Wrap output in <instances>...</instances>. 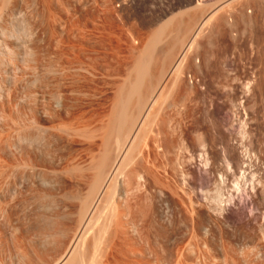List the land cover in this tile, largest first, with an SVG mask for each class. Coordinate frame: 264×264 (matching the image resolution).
Returning a JSON list of instances; mask_svg holds the SVG:
<instances>
[{
    "label": "rangeland",
    "instance_id": "374dc122",
    "mask_svg": "<svg viewBox=\"0 0 264 264\" xmlns=\"http://www.w3.org/2000/svg\"><path fill=\"white\" fill-rule=\"evenodd\" d=\"M0 1V264L57 260L81 218L60 176L91 180L83 151L115 156L134 131L74 263L264 264V0Z\"/></svg>",
    "mask_w": 264,
    "mask_h": 264
},
{
    "label": "bare ground",
    "instance_id": "6f19581e",
    "mask_svg": "<svg viewBox=\"0 0 264 264\" xmlns=\"http://www.w3.org/2000/svg\"><path fill=\"white\" fill-rule=\"evenodd\" d=\"M4 1V0H3ZM233 1V0H232ZM1 2V1H0ZM200 2H203V1H201L200 0ZM223 2V1H222ZM190 3V2H189ZM2 4V3H1ZM198 4V3H197ZM200 4V3H199ZM257 4V3H256ZM255 5V4H254ZM219 6V5H218ZM217 6V7H218ZM196 7V6H195ZM216 7V6H215ZM200 9V8H199ZM215 9V8H214ZM2 10H4V9H2ZM195 10V9H194ZM220 10V9H219ZM6 11V10H5ZM8 11V10H7ZM216 11L214 10L213 11V8H212V10H211V12L209 13V14H207L208 16H204L205 18L203 19V20H201L200 22L201 23H204V22H206V21H208L209 20V18L215 13ZM208 13V12H207ZM11 14V13H10ZM11 15H13V13L11 14ZM194 15V14H193ZM8 16V15H7ZM0 17H1V15H0ZM13 17V16H12ZM9 18V17H8ZM15 18V17H14ZM13 18V19H14ZM10 19V18H9ZM256 19V18H255ZM3 20V19H2ZM15 20V19H14ZM13 20V21H14ZM1 21V20H0ZM5 21H6V19H5ZM257 21V20H256ZM10 22V21H9ZM4 23V22H3ZM13 23V22H12ZM183 23V22H182ZM201 23H200V25H201ZM6 24V23H5ZM10 24V23H9ZM176 24V23H175ZM259 24V23H258ZM8 25V24H7ZM182 25V24H181ZM256 25V24H255ZM0 26H1V23H0ZM185 26V25H184ZM5 27V26H4ZM166 27V26H165ZM168 27V26H167ZM173 27V26H172ZM182 28V27H181ZM180 28V29H181ZM170 29V28H169ZM179 29V28H178ZM1 30V29H0ZM7 30H8V28H7ZM171 30V29H170ZM9 31H11V29L9 30ZM166 31V30H165ZM184 31V30H183ZM7 32V31H6ZM180 32V31H179ZM2 33H3V31H2ZM10 33V32H9ZM169 33V32H168ZM196 33V32H195ZM2 35V34H1ZM7 35V34H6ZM5 35V36H6ZM11 35V34H10ZM189 35V34H188ZM195 35V34H194ZM183 36V35H182ZM1 37V36H0ZM4 37V36H3ZM9 37V36H8ZM13 37V36H12ZM6 38V37H5ZM3 41V40H2ZM5 41V40H4ZM3 43V42H2ZM8 44V43H7ZM149 46V45H148ZM2 47H4V46H2ZM148 48V47H147ZM143 50V49H142ZM145 50H146V48H145ZM152 50V49H151ZM2 52V51H1ZM8 52V51H7ZM12 55H14V54H12ZM147 55V54H146ZM16 56H18V55H16ZM13 58V57H12ZM17 58V57H16ZM15 58V59H16ZM19 58V57H18ZM142 58V57H141ZM7 59V58H6ZM2 60V59H1ZM8 60V59H7ZM11 60V59H10ZM9 60V61H10ZM141 60H143V59H141ZM8 61V62H9ZM16 62V61H15ZM11 63V65H13L12 63L13 62H10ZM3 65V62L2 63H0V65ZM141 64V63H140ZM137 65V64H136ZM139 65V64H138ZM144 66V65H143ZM8 67H9V64H8ZM137 68V67H136ZM138 69V68H137ZM136 69V70H137ZM136 72V71H135ZM131 73V72H130ZM132 73H134V72H132ZM150 73V72H149ZM148 73V74H149ZM2 75H3V73H2ZM13 76V75H12ZM130 76H132V75H130ZM154 76V75H153ZM5 77V76H4ZM9 77V76H8ZM11 77V76H10ZM14 77V76H13ZM142 78H144V77H142ZM154 78V77H153ZM11 79V78H10ZM13 80V79H12ZM7 81V80H6ZM130 82V81H129ZM126 83V82H125ZM135 83V82H134ZM138 83V82H137ZM130 84H131V82H130ZM140 84V83H139ZM152 85V84H151ZM146 86V85H145ZM144 86V87H145ZM153 86V85H152ZM3 87V86H2ZM136 87V85L134 86V87H130L131 89L132 88H135ZM123 88H124V86H123ZM123 88L120 90V93L122 92V90H123ZM127 88H128V86H127ZM150 88V87H149ZM125 89V88H124ZM136 89V88H135ZM138 89V88H137ZM126 90V89H125ZM125 90H123V93H124V91ZM144 90H146V88L144 89ZM144 90H143V92H144ZM57 91H60V90H57ZM128 91V90H127ZM141 91V90H140ZM5 92V91H4ZM116 92H118V90L116 91ZM132 93L134 92V91H131ZM130 92V93H131ZM119 93V92H118ZM118 93H116V94H118ZM125 93H126V91H125ZM124 93V94H125ZM131 93V94H132ZM149 93V92H148ZM122 94V93H121ZM121 94L120 95H116V96H118V99H117V101H115L116 103H118V106H117V108H121L122 110L125 108V107H123L124 106V103L126 102V101H128L130 98H132V96H130L129 98L127 97V95H128V93H127V95L125 96V95H123V96H121ZM142 94V93H141ZM130 95V94H129ZM128 95V96H129ZM133 97H135L136 95H138V93L136 94V92H135V94L133 93ZM139 95H140V92H139ZM144 95V94H143ZM152 96H150V102H149V105H151L152 103L151 102H153V99H154V92L151 94ZM26 96V95H25ZM65 96V95H64ZM63 96V97H64ZM115 95H114V98L116 97ZM119 96L120 97H122V98H127V100L125 101L124 99H122L121 101H120V99H119ZM61 97V96H60ZM137 97V96H136ZM140 97V96H139ZM139 97H137L138 98V101H139V99H141V98H139ZM5 98V97H4ZM8 98V97H7ZM65 98V97H64ZM113 98V99H114ZM1 100V99H0ZM9 100V99H8ZM55 100V99H54ZM53 100V101H54ZM60 100V99H59ZM115 100V99H114ZM118 100H119V102L121 103V106L119 105V102H118ZM125 102H124V101ZM143 100V99H142ZM141 100V101H142ZM124 103H123V102ZM131 101V100H130ZM135 101V100H134ZM113 102V101H112ZM131 102H133V100L131 101ZM28 103V102H27ZM65 103V102H64ZM123 103V104H122ZM137 103V102H136ZM141 103V102H140ZM62 104V103H61ZM69 104V103H68ZM31 105V104H30ZM115 104H113V108H111V110L112 109H114V110H110L112 113H111V117H114V119H116V110H117V108L114 106ZM128 105V104H127ZM126 105V106H127ZM141 105V104H140ZM153 105H154V103L152 104V107H153ZM27 106V105H26ZM64 106V105H63ZM142 106V105H141ZM10 107V106H9ZM17 107V106H16ZM116 109H115V108ZM129 107V106H128ZM127 107V108H128ZM147 107H149V106H147ZM4 108V107H3ZM63 108V107H62ZM126 108V112L124 113V114H126L127 113V109ZM138 108V107H137ZM136 108V109H137ZM130 109H132V106L130 107ZM135 109V110H136ZM147 109V108H146ZM23 110V109H22ZM26 110V109H25ZM60 110V109H59ZM141 110V109H140ZM139 109H138V111H140ZM15 111V110H14ZM125 111V110H124ZM124 111H122V112H124ZM137 111V112H138ZM151 111V110H150ZM3 112V111H2ZM121 112V114L123 115V113ZM134 112V111H133ZM29 113V112H28ZM135 113V112H134ZM143 113V112H142ZM120 114V118L121 117H123V119H124V115L122 116ZM128 114V113H127ZM139 114V113H138ZM143 114H145V113H143ZM147 114H149V113H147ZM152 114V113H151ZM15 115V114H14ZM131 115H132V113H131ZM3 116V115H2ZM139 116V115H138ZM141 116H143L142 114H141ZM146 116H148V115H146ZM5 117V116H4ZM4 117H2L3 119H5ZM14 117V116H13ZM132 117V116H131ZM149 117V116H148ZM7 118V117H6ZM17 118H18V116H17ZM32 118V117H31ZM144 118H146L145 116L143 117V118H141V121L139 120V125L138 126H140V124L142 123V121L144 120ZM152 118V117H151ZM14 119V118H13ZM16 119V118H15ZM23 119V118H22ZM25 119V118H24ZM113 119V118H112ZM122 119V120H123ZM148 119V118H147ZM19 120V119H18ZM30 120V119H29ZM130 120H133V118L132 119H130ZM150 120V119H149ZM148 120V121H149ZM6 121V120H5ZM26 121V120H25ZM124 121V120H123ZM138 121V120H137ZM137 121H135V123L137 122ZM32 122V121H31ZM31 122H28V123H31ZM58 122H60V121H58ZM63 122V121H62ZM128 122V121H127ZM132 122V121H131ZM134 122V121H133ZM143 122H146L145 120L143 121ZM125 123V121L124 122H122V124H124ZM130 123V122H129ZM4 124V123H3ZM32 124V123H31ZM52 124V123H51ZM9 125V124H8ZM17 125V124H16ZM15 125V126H16ZM28 125V124H27ZM33 125V124H32ZM35 125V124H34ZM67 125V124H66ZM104 125V124H103ZM121 125V124H120ZM134 125V124H133ZM145 125V124H144ZM150 125V124H149ZM10 126H11V124H10ZM62 126V125H61ZM70 126V125H69ZM113 126H115V122H114V125ZM14 127V126H13ZM21 127V126H20ZM23 127V126H22ZM28 127H30V126H28ZM33 127V126H32ZM103 127V126H102ZM136 127V126H135ZM142 126H140V128H141ZM12 128V127H11ZM17 128H19V127H17ZM38 128V127H37ZM60 128V127H59ZM66 128V127H65ZM120 128V127H119ZM126 128V127H125ZM132 128L134 129V127L132 126ZM131 128V129H132ZM139 128V127H138ZM5 129H7V128H5ZM34 129V128H33ZM68 129V128H67ZM110 129V128H109ZM124 129V128H123ZM128 129V128H127ZM147 129V128H146ZM7 130H9V129H7ZM20 130V129H19ZM24 130H27L28 131V129H25L24 128ZM35 130V129H34ZM41 130H43V128L41 129ZM121 130V128L118 130V131H120ZM143 130V129H142ZM142 130H140V132L142 131ZM30 131V130H29ZM54 131V130H53ZM53 131H50V132H53ZM102 131V130H101ZM113 131V130H112ZM131 131V130H130ZM36 132V131H35ZM42 132V131H41ZM49 132V131H48ZM54 132H56V131H54ZM53 132V133H54ZM58 132H59V130H58ZM93 132V131H92ZM105 132H106V130H105ZM115 132V131H114ZM113 132V133H114ZM133 132V131H132ZM143 132V131H142ZM144 132H146V131H144ZM143 132V133H144ZM10 133H12V131L10 132ZM16 133V132H15ZM40 133V132H39ZM60 133H62V132H60ZM64 133H65V131H64ZM74 133V132H73ZM72 133V134H73ZM97 133V132H96ZM118 133V132H117ZM121 133V131L119 132V134ZM123 133V132H122ZM131 133V132H130ZM142 133V134H143ZM7 134H9L8 132H7ZM33 134V133H32ZM37 134V133H36ZM50 134V133H49ZM56 134V133H55ZM74 134H77V132L76 133H74ZM93 134H95V133H93ZM109 134V133H108ZM119 134H117V136L119 135ZM128 134H129V131H128ZM148 134V133H147ZM20 135H23V133L22 134H20ZM38 135V134H37ZM60 135V134H59ZM67 135H68V132H67ZM111 135L112 136H114V134H112L111 133ZM138 135V134H137ZM136 134H135V131H134V134H133V136H132V138L130 139H128V138H126V141L127 140H129L128 142H125V143H121L122 145H120L119 144V146H117L118 145V142H116V148H117V150H116V153H115V156H113V155H110L111 153H109V151L110 152H112V154L114 153L113 151H111V150H109L108 148L110 147V145H109V147L107 148V145L105 146V149H103V150H101L102 151V153H101V151L99 152H96L97 150H95V152H93L92 151V149H86L85 151H83V149H81L83 152H85V153H83V155H84V157H82L81 159L80 158H78V161H79V159H80V161H79V164H84L85 165V163L87 164V161L88 160H90L91 161V163L90 162H88V165L89 164H91L89 167H87L86 168V166H85V168L86 169H84V171H87L88 172V174H90V175H88L89 177H91V180H89L90 178H87V173L83 176V174H81L82 175V177L80 176V178H78L79 176L77 175V177H74V176H72V180H70V182H72L75 178H77V179H75L72 183H70L69 184V182L67 181L68 179H70V177H68V179H67V177H65L66 178V181L68 182V185H67V183L65 182V181H63V180H65V178L62 176V178H64V179H62L61 178V176H60V179H59V182L61 183V184H58V185H61L60 187L62 188V190H63V187L65 188L64 190L66 191V190H69L68 192L70 193V191H72L70 194H74V191H76V199H77V202L74 200L73 201V203L71 204H69V206L70 205H72V206H70L69 207V213H70V211L72 212V211H78L79 213V215L77 214V216H76V218H79L80 216H81V218H79L80 220H79V222H78V220L75 222V220H73V222H75V224H76V226H74V227H76V230L75 229H72L73 227L71 226L72 225V220H71V224H70V226L72 227H70V228H68V226L67 225H65L64 226V224H63V226L61 227V228H64L63 230H65L67 233H68V231H70V230H68V229H72V230H75V231H73V233L71 234V236H69L67 239L65 238L64 239V242H62L61 244V246L59 247L60 248V252L58 253L59 255H58V258H57V260H55L54 262H51L52 264H66V263H68V264H73L74 262H76L75 260H77V259H79V261H80V256H78L79 258H77L76 259V256L78 255H74V253H76V251H77V249H76V247L78 248V244H82L83 245V242H81V241H84V243H85V239H87L88 237V235L90 234V231L95 227L94 226V224H96L95 223V220H96V218H95V214L96 213H98L99 212V207H101L100 205L102 204H104V199H106L107 200V198H112V194L114 193L113 192V190H114V188H116L117 187V183H118V178H120V176L122 177V174L124 173V170L125 169H127L126 168V165H127V163L128 162H130L128 159H129V154H130V151H132L130 148H132L131 147V145L133 146V141H135V138H136V136H137ZM8 136V135H7ZM33 136V135H32ZM41 136V135H40ZM39 136V137H40ZM42 136H43V134H42ZM47 136V135H46ZM90 136V135H89ZM130 136V135H129ZM128 136V137H129ZM144 136H145V134H144ZM15 137V136H14ZM20 137V136H19ZM34 137V136H33ZM37 137V136H36ZM35 137V138H36ZM55 137V136H54ZM90 137H92V135L90 136ZM139 137V136H138ZM12 138H13V135H12ZM16 138V137H15ZM29 138V137H28ZM51 138V137H50ZM65 138V137H64ZM116 138H118V137H116ZM143 138V137H142ZM21 139V138H20ZM37 139V138H36ZM35 139V140H36ZM91 139H93V138H91ZM125 139V138H124ZM123 138H122V140H124ZM148 139V138H147ZM151 139V138H150ZM15 140V139H14ZM18 140V139H17ZM29 140H30V138H29ZM38 140V139H37ZM100 140V139H99ZM142 140V139H141ZM156 140V139H155ZM3 141V140H2ZM1 141V142H2ZM24 141V140H23ZM34 140H32V142H33ZM54 141V140H53ZM64 141V140H63ZM95 141H97L96 139H95ZM125 141V140H124ZM140 141V140H139ZM158 141V140H157ZM6 142V141H5ZM15 142V141H14ZM19 142V141H18ZM42 142V141H41ZM47 142V141H46ZM50 142V141H49ZM56 142V141H55ZM92 142V141H91ZM98 142V141H97ZM96 142V143H97ZM136 142H137V140H136ZM4 143V142H3ZM21 143V140H20V142H19V144ZM35 143V142H34ZM128 143V145H127V147L125 148V146H126V144ZM11 144V143H10ZM21 144H23V142L21 143ZM26 144H28V143H26ZM25 144V145H26ZM38 144V143H37ZM54 144V143H53ZM93 144V143H92ZM91 144V145H92ZM123 144H125V145H123ZM5 145H7V144H5ZM31 145V144H30ZM42 145H43V143H42ZM56 144H54V148L56 147L55 146ZM137 145H139V144H137ZM4 146V145H3ZM20 146V145H19ZM33 147H34V145H32ZM92 146H94V145H92ZM92 146H90V144L88 145V148L90 147H92ZM96 146V145H95ZM122 146V148H120ZM135 146V145H134ZM139 146H141V145H139ZM1 147V146H0ZM6 147V146H5ZM17 147H18V145H17ZM23 147H24V145H23ZM28 147V146H27ZM37 147V146H36ZM51 147V146H50ZM118 148H120V149H118ZM17 149V148H16ZM27 149V148H26ZM30 149H31V147H30ZM29 149V150H30ZM52 149V148H51ZM51 149L49 150L50 151V153H52V151H51ZM115 149V147L112 149V150H114ZM14 150V149H13ZM25 150V149H24ZM64 150H66V149H64ZM63 150V151H64ZM71 150V149H70ZM80 150V151H81ZM135 150V149H134ZM138 150V149H137ZM137 150H135V151H137ZM7 151V150H6ZM18 151V150H17ZM115 151V150H114ZM139 151V150H138ZM8 152V151H7ZM34 152V151H33ZM48 152V151H47ZM42 153V152H41ZM44 153V152H43ZM49 153V154H50ZM57 153V152H56ZM60 153V152H59ZM66 153V152H65ZM74 153V152H73ZM72 153V154H73ZM93 153H95V154H97L96 155V158L94 157V155L95 154H93ZM100 153V154H99ZM134 153H136V152H134ZM6 154V153H5ZM45 154V153H44ZM69 154H70V152H69ZM137 154V153H136ZM10 155V154H9ZM11 156V155H10ZM19 156V155H18ZM24 156H25V153H24ZM41 156V155H40ZM43 156V155H42ZM68 156H70V155H68ZM72 156V155H71ZM70 156V157H71ZM110 156H112V158L110 157ZM130 156H132V155H130ZM28 157V156H27ZM31 157V156H30ZM34 157V156H33ZM47 157H48V155H47ZM58 157V156H57ZM61 157V156H60ZM76 157V156H75ZM136 157V156H135ZM25 158V157H24ZM49 158V157H48ZM63 158H65L63 161H61L62 163H65L68 167H70L71 168V170H72V167H73V169H79V167L81 168V169H83L84 167L83 166H79L78 164H76V166L77 167H74V165L72 164L73 162H75V161H73V160H71L70 158H67V156L65 157H63ZM77 158V157H76ZM130 158H132V157H130ZM6 159V158H5ZM36 159V158H35ZM39 159H40V157H39ZM47 159V158H46ZM72 159H74V158H72ZM20 160V159H19ZM132 160V159H131ZM134 160V159H133ZM133 160H132V164H133ZM47 161H48V159H47ZM72 162V163H70V162ZM76 161H77V159H76ZM94 161V162H93ZM9 162V161H8ZM60 162V163H61ZM22 163V162H21ZM59 163V162H58ZM76 163V162H75ZM92 163H94V164H92ZM136 163V162H135ZM20 164V163H19ZM25 164V163H24ZM29 164H31V163H29ZM55 164V163H54ZM56 164H57V162H56ZM131 164V163H130ZM12 165V164H11ZM93 165V166H92ZM55 166V165H54ZM128 166V165H127ZM8 167V166H7ZM14 167V166H13ZM16 167V166H15ZM62 167V166H61ZM67 167V169H69ZM83 167V168H82ZM90 167H92V168H90ZM21 168V167H20ZM23 168H24V166H23ZM27 168V167H26ZM29 168H30V166H29ZM53 168H55V167H53ZM62 168H64V167H62ZM91 169V170H87V169ZM38 169V168H37ZM36 169V170H37ZM40 169V168H39ZM64 169H66V167L64 168ZM11 170V169H10ZM13 170V169H12ZM11 170V171H12ZM17 170V169H16ZM21 169H19V170H17V171H20ZM27 170V169H26ZM32 170V169H31ZM41 170V169H40ZM56 170V169H55ZM2 171V170H1ZM6 171V170H5ZM81 171V170H80ZM14 172H15V170H14ZM28 172V171H27ZM58 172H60V171H58ZM75 172H77V171H75ZM11 173V172H10ZM22 173V172H21ZM40 173V172H39ZM62 173V172H61ZM91 173H93V175L91 174ZM17 174V173H16ZM27 174V173H26ZM29 174V173H28ZM64 174V173H63ZM189 174L191 175V177H192V179L193 180H196L197 178H198V176L200 175V170L199 169H197V168H189ZM10 175V174H9ZM34 175V174H33ZM35 175H38V173L37 174H35ZM34 175V176H35ZM59 175V174H58ZM80 175V174H79ZM8 176V175H7ZM6 176V177H7ZM13 176H14V174H13ZM18 176V175H17ZM22 176V175H21ZM31 176H32V174H31ZM67 176V175H66ZM70 176V175H69ZM127 176V175H126ZM58 177V176H57ZM73 177H74V179H73ZM17 178V177H16ZM24 178V177H23ZM23 178L21 179L22 181H23ZM26 178V177H25ZM38 178H39V176H38ZM41 178V177H40ZM39 178V179H40ZM31 179V178H30ZM38 179V180H39ZM62 179V180H61ZM17 180V179H16ZM15 180V181H16ZM27 180V179H26ZM42 180V179H41ZM57 180H58V178H57ZM57 180H56V182H57ZM61 180V181H60ZM192 180V181H193ZM9 181V180H8ZM35 181V180H34ZM205 182L207 181V178L205 177V180H204ZM18 182H19V179H18ZM21 182V181H20ZM19 182V183H20ZM25 182V181H24ZM29 182V181H28ZM31 182V181H30ZM38 182V181H37ZM205 182L203 183L204 185H205ZM209 182V181H208ZM16 183V182H15ZM39 183V182H38ZM41 183H43V185L45 184L46 185V183L44 182V181H42ZM54 183V182H53ZM58 183V182H57ZM26 184V183H25ZM26 186V185H25ZM32 186V185H31ZM201 186V185H200ZM19 187V186H18ZM29 187H30V184H29ZM23 189H24V186H23ZM33 189V188H32ZM34 189H36V188H34ZM60 189V188H59ZM9 190V189H8ZM31 190V189H30ZM13 191V190H12ZM21 191V190H20ZM48 191V190H47ZM115 191V190H114ZM3 192V191H2ZM27 192V191H26ZM30 192V191H29ZM49 192V191H48ZM18 193V192H17ZM38 193V192H37ZM65 193H67V192H65ZM39 194V193H38ZM37 194V195H38ZM41 194V193H40ZM39 194V195H40ZM95 194V195H94ZM51 195V194H50ZM111 195V196H110ZM33 196V195H32ZM58 196V195H57ZM66 195H64V197H65ZM70 196V195H69ZM73 196V198H75V196L74 195H72ZM37 197V196H36ZM45 197V196H44ZM44 197H42V198H40L41 200L44 198ZM53 197V196H52ZM58 197H60V196H58ZM63 197V196H62ZM71 197V196H70ZM90 197H93L92 198V200H91V198ZM47 198V197H46ZM26 199V198H25ZM89 200H90V202H89ZM46 201V200H45ZM55 201H56V199H55ZM65 201V200H64ZM102 201H103V203H102ZM110 200H108V202H109ZM13 202V201H12ZM54 202V201H53ZM60 202V201H59ZM111 203H113L112 202V200L110 201ZM109 202V203H110ZM11 203V202H10ZM25 203V202H24ZM28 203V202H27ZM30 203V202H29ZM75 203H76V205H75ZM43 204V203H42ZM49 204V203H48ZM57 204V203H56ZM62 204V203H61ZM108 204V203H107ZM106 204H104V206H105ZM56 206V205H55ZM113 206H114V209H115V205H114V203H113ZM49 207V206H48ZM110 207H111V204H110ZM109 207V208H110ZM59 209H60V207H58ZM66 208V207H65ZM68 208V207H67ZM106 208H108V207H106ZM105 208V209H106ZM113 208V207H112ZM111 208V209H112ZM37 209V208H36ZM114 209H112L113 210V212H114ZM66 210V209H65ZM107 210V209H106ZM110 210V209H109ZM108 210V211H109ZM116 210V209H115ZM98 211V212H97ZM103 211V210H102ZM73 212V213H74ZM104 212V211H103ZM230 213L232 212V210H230L229 211ZM4 213V212H3ZM68 213V212H67ZM100 213H102V212H100ZM100 213H99V215H97V217L99 216L100 217ZM106 213V212H105ZM23 214V213H22ZM63 214V213H62ZM65 214V213H64ZM104 214V213H103ZM21 215V214H20ZM33 215V214H32ZM66 215V214H65ZM70 215V214H69ZM71 215H73L72 213H71ZM70 215V216H71ZM105 215V214H104ZM103 215V217H105ZM7 216V215H6ZM19 216V215H18ZM38 216H40V215H37V218H39ZM60 216V215H59ZM79 216V217H78ZM63 217V216H62ZM73 217H74V215H73ZM102 217V216H101ZM44 218V217H43ZM70 218V217H69ZM76 218H74V219H76ZM41 219V218H40ZM45 219V218H44ZM67 220H68V218H67ZM105 220V219H104ZM24 221V220H23ZM69 221V220H68ZM102 221V220H101ZM106 221V220H105ZM28 222V221H27ZM98 222H100V221H98ZM29 223V222H28ZM78 223V224H77ZM101 223V222H100ZM99 223V224H100ZM45 224V223H44ZM99 224H97V225H99ZM96 225V226H97ZM66 226H67V229H65L66 228ZM31 227V226H30ZM103 227V226H102ZM46 228V227H45ZM44 229V228H43ZM48 229V228H47ZM42 230V229H41ZM40 229H39V231H41ZM61 230V229H60ZM63 230H61L62 232H64ZM38 231V230H37ZM42 233V232H41ZM46 233V232H45ZM71 233V232H70ZM43 234V233H42ZM38 236V235H37ZM36 236V237H37ZM41 236V235H40ZM43 237V236H42ZM46 237V236H45ZM53 239V238H52ZM60 241V240H59ZM87 242V241H86ZM53 244V243H52ZM80 244V245H81ZM86 244V243H85ZM80 245H79V247H80ZM59 246V245H58ZM87 247V246H86ZM55 248H57V247H55ZM75 249H76V251H75ZM45 252V251H44ZM48 252V251H47ZM80 252V251H79ZM40 253V252H39ZM38 254V253H37ZM82 253H80V255H81ZM39 256V255H38ZM45 258V257H44ZM38 259V258H37ZM43 260V259H42ZM52 260H53V258H52ZM31 261V260H30ZM33 261V260H32ZM39 261V260H38ZM48 262V261H47ZM78 262V261H77ZM76 262V263H77ZM80 262H83V260L82 261H80ZM45 263V262H44ZM30 264V263H29ZM75 264V263H74ZM81 264V263H80Z\"/></svg>",
    "mask_w": 264,
    "mask_h": 264
}]
</instances>
